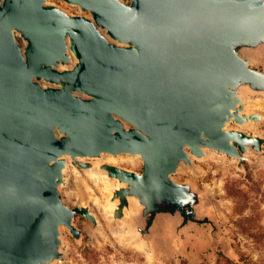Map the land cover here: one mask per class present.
<instances>
[{
	"label": "water",
	"instance_id": "obj_1",
	"mask_svg": "<svg viewBox=\"0 0 264 264\" xmlns=\"http://www.w3.org/2000/svg\"><path fill=\"white\" fill-rule=\"evenodd\" d=\"M44 1L0 0V264H41L60 223L80 211L58 195L61 155L140 153L143 174L115 169L131 183L123 202L138 193L150 207L156 195L181 203V186L169 180L174 157H186V144L236 154L233 141L250 137L224 129L240 115L228 85L262 76L232 41L264 32V0H68L132 48L109 45L94 22ZM16 30L30 41L25 53ZM68 31L80 57L72 72L52 68L68 60ZM35 76L74 81L94 99L44 89ZM116 113L138 129L123 130Z\"/></svg>",
	"mask_w": 264,
	"mask_h": 264
},
{
	"label": "rangeland",
	"instance_id": "obj_2",
	"mask_svg": "<svg viewBox=\"0 0 264 264\" xmlns=\"http://www.w3.org/2000/svg\"><path fill=\"white\" fill-rule=\"evenodd\" d=\"M119 1L127 5L133 2ZM44 7L91 20L109 45L134 47L112 37L97 24L92 10L79 3L45 0ZM15 34L25 53L29 39L19 30ZM66 44L68 60H59L52 68L72 72L77 70L80 57L70 31ZM232 46L262 75L228 85L236 102L232 111L240 115L231 116L224 129L243 132L250 139L243 146L233 141L236 154L201 144L194 151L186 144V157H174L178 165L169 175L171 182L181 186L175 192L182 202L172 200L169 194L156 195L152 207L144 194L130 193L123 202V191L131 183L115 174V169L143 174L142 154L61 155L58 195L64 204L80 211L74 214L71 225L60 223L55 252L41 264H250L249 258L263 259L264 264L261 243L248 234L260 238L264 232V32L255 38L234 39ZM33 81L44 89H69L80 100L94 99L74 81L46 76H35ZM115 116L123 130L138 129L133 121L117 113ZM58 136L66 134L58 131ZM53 164L55 161L50 162ZM239 190L245 193L241 201L246 207L241 213L236 212L238 197L231 195Z\"/></svg>",
	"mask_w": 264,
	"mask_h": 264
},
{
	"label": "trees",
	"instance_id": "obj_3",
	"mask_svg": "<svg viewBox=\"0 0 264 264\" xmlns=\"http://www.w3.org/2000/svg\"><path fill=\"white\" fill-rule=\"evenodd\" d=\"M242 194L244 195L245 193L242 192V191H236V192H232V196L235 198V197H238V200H235V204H236V212L237 213H241L243 212V210L245 209L246 205L244 204L243 201H241V198H242ZM258 219V217H257ZM254 219H250V222H252ZM260 226V225H258ZM257 226V227H258ZM253 227V226H252ZM262 228H264V226H262ZM261 228V230H262ZM250 235V237L254 238L256 242H259L261 243V251L264 252V248H262V245L264 246V232H260L261 234V237L260 238H257L255 236V234H252V233H248ZM245 260H248V258H245ZM263 260V259H262ZM262 260H254L253 258H249V261H250V264H262Z\"/></svg>",
	"mask_w": 264,
	"mask_h": 264
},
{
	"label": "flooded vegetation",
	"instance_id": "obj_4",
	"mask_svg": "<svg viewBox=\"0 0 264 264\" xmlns=\"http://www.w3.org/2000/svg\"><path fill=\"white\" fill-rule=\"evenodd\" d=\"M139 180H141V179H139ZM142 182V181H141Z\"/></svg>",
	"mask_w": 264,
	"mask_h": 264
}]
</instances>
